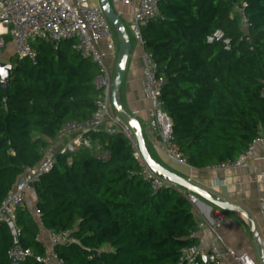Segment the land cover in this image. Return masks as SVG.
I'll return each mask as SVG.
<instances>
[{
	"label": "trees",
	"instance_id": "1",
	"mask_svg": "<svg viewBox=\"0 0 264 264\" xmlns=\"http://www.w3.org/2000/svg\"><path fill=\"white\" fill-rule=\"evenodd\" d=\"M243 4L249 29L237 10ZM218 29L231 38V51L207 42ZM142 33L157 74L167 79L164 110L189 165L202 169L246 151L264 128V0H163ZM76 42L37 41L35 63L15 55L6 88L0 76V204L51 154L65 125L86 122L96 111L99 68ZM89 137L90 148L56 155L35 185V211L25 203L17 210L23 246L42 255V229L70 230L72 241L56 246L66 264H178L182 250L197 243L187 195L155 191L124 134ZM11 245L8 226L0 223V264H12ZM20 264L42 263L28 257Z\"/></svg>",
	"mask_w": 264,
	"mask_h": 264
},
{
	"label": "built area",
	"instance_id": "2",
	"mask_svg": "<svg viewBox=\"0 0 264 264\" xmlns=\"http://www.w3.org/2000/svg\"><path fill=\"white\" fill-rule=\"evenodd\" d=\"M162 1L111 0L113 4H124L132 8L129 32L136 43L142 47L145 45L142 27L158 15ZM244 7L245 4L237 10L243 17V28L249 29V24L244 19ZM117 14L120 16V13ZM115 32L100 0H0V55L9 43L7 42L9 38L17 47L15 55L18 58L29 57L35 63L36 54L32 49L33 43L47 40L60 44L64 40L75 39L77 41L75 48L80 55L90 59L99 68L95 79L99 94L93 117L83 123L72 122L65 125L53 143L54 146L58 145L56 153L47 155L38 165L27 170L0 204V223L8 226L12 236V245L8 251L12 264H20L28 257H35L42 264H66L57 252L56 246L71 242V231L49 230L45 253L35 255L30 248H25L22 244V230L18 225L17 210L24 206L27 191L34 189L42 177L54 167L57 162L56 155H72L82 147L90 148L91 134L102 132L109 136L124 134L133 142V155L139 164L143 179L155 191L168 188L180 191L176 183L151 169L139 150L133 130L112 105L114 72L109 68L106 53L99 47V42L107 40L112 48ZM207 42H222L226 51L233 49L231 38L226 37L221 29L208 35ZM142 61L145 93L151 103L150 115L155 118L158 137L164 151L171 160L189 165L179 146L172 141V119L164 110L162 93L167 79L157 74V64L151 52L145 50ZM72 134L75 136L64 140ZM262 144H264V135L261 134L236 159L214 163L206 166L205 169L219 170L248 166L249 160L256 156L257 148ZM257 179L264 185V170L258 174ZM187 197L193 205L197 204V196L189 193ZM261 209L264 224V197ZM36 215L39 216L38 211ZM222 221V217L216 218L212 226L214 236L209 242L200 241V232L204 224H199L190 234L191 238L197 239V243L182 250L178 264H257L248 252L237 251L225 244L217 231Z\"/></svg>",
	"mask_w": 264,
	"mask_h": 264
},
{
	"label": "crops",
	"instance_id": "3",
	"mask_svg": "<svg viewBox=\"0 0 264 264\" xmlns=\"http://www.w3.org/2000/svg\"><path fill=\"white\" fill-rule=\"evenodd\" d=\"M112 5L116 13H120V18L126 26H129L132 8L124 4L112 3ZM116 36L118 38L117 33ZM117 38H114L112 41V48L107 40L99 42V47L106 53L107 64L112 72H115L117 63L119 41V38ZM133 40L132 51L119 96L126 110L136 115L145 128L146 142L150 154L163 166L201 186L213 196L221 197L245 209L261 233L264 245V224L261 209L262 199L264 197V185L257 179L258 174L264 170V144L257 148L256 156L252 157L248 162V166L245 167L207 170L205 168L197 169L191 165H185L171 160L164 151L162 142L158 137V131L154 130L149 124L151 118V103L145 93L142 61L145 49ZM11 57L3 60V62H10ZM261 134L264 135V128ZM74 136L75 134H72L65 137L64 140ZM57 146H52V149L55 150L53 154L56 153ZM95 149L97 152H101L100 144ZM105 154L107 153L105 152L102 156ZM179 187L182 193H186L185 195L191 193L185 188ZM30 197L33 199L30 200ZM197 198V204L193 205V213L198 225L201 223L204 224L200 232V241L209 242L213 238L212 226L217 217H222L223 221L217 231L222 236L225 244L237 251L248 252L256 260L257 264H261L250 219L239 211L222 210L201 197L199 198L197 196ZM30 201L32 203L31 206L28 205ZM25 206L35 211L36 193L34 189L27 191ZM42 231L43 235L41 240L46 245L49 239L48 231L46 229H42Z\"/></svg>",
	"mask_w": 264,
	"mask_h": 264
},
{
	"label": "water",
	"instance_id": "4",
	"mask_svg": "<svg viewBox=\"0 0 264 264\" xmlns=\"http://www.w3.org/2000/svg\"><path fill=\"white\" fill-rule=\"evenodd\" d=\"M103 10L112 23L118 38H119V49L117 55L116 69L114 73L113 89L111 94V101L115 111L119 116L131 127L133 130L135 139L137 141L139 150L144 157L145 161L151 167L153 171L158 173L160 176L169 179L170 181L176 183L178 186L185 188L192 194L209 201L214 206L222 210H234L245 214L252 224V233L255 237V243L258 248L260 263L264 264V245L262 235L254 224V221L250 215L242 207L233 204L221 197L213 196L209 191L202 188L201 186L193 183L189 179L179 175L178 173L168 169L161 163L156 161L149 152L148 145L146 142V130L144 129L141 121L136 117V115L130 113L126 110L124 105L120 100V92L125 78V73L128 65V61L132 51V38L129 30L127 29L124 21L118 16L113 8L111 0H100ZM12 70V64L10 62H0V76L1 84L6 88L10 73ZM150 126L154 130H158L155 118L151 117L149 120Z\"/></svg>",
	"mask_w": 264,
	"mask_h": 264
},
{
	"label": "rangeland",
	"instance_id": "5",
	"mask_svg": "<svg viewBox=\"0 0 264 264\" xmlns=\"http://www.w3.org/2000/svg\"><path fill=\"white\" fill-rule=\"evenodd\" d=\"M127 27H128V30H130V28H129V26L127 25ZM114 38L116 39L117 38V36H116V32H115V35H114ZM118 39V38H117ZM133 40V39H132ZM134 41V40H133ZM16 45H15V43H13V42H11V43H9V44H7L6 45V47L2 50V55L0 56V62H3V60H5V59H8V58H10L11 56H14L15 55V52H16ZM118 49H119V41H118ZM115 73V72H114ZM145 129V128H144ZM52 153L51 154H53L54 152H55V150L54 149H52V151H51ZM33 198L32 197H30V200H32ZM31 201L30 202H28V205L29 206H31ZM43 232V231H42ZM42 235H43V233L41 234V238H42Z\"/></svg>",
	"mask_w": 264,
	"mask_h": 264
}]
</instances>
